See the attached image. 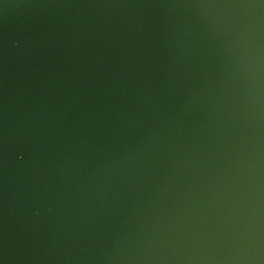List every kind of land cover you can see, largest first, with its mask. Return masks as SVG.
Masks as SVG:
<instances>
[{
	"label": "water",
	"instance_id": "1",
	"mask_svg": "<svg viewBox=\"0 0 264 264\" xmlns=\"http://www.w3.org/2000/svg\"><path fill=\"white\" fill-rule=\"evenodd\" d=\"M0 264H264V0H0Z\"/></svg>",
	"mask_w": 264,
	"mask_h": 264
}]
</instances>
